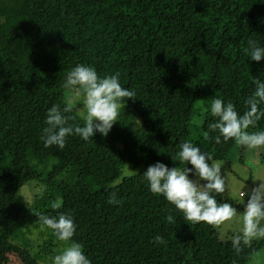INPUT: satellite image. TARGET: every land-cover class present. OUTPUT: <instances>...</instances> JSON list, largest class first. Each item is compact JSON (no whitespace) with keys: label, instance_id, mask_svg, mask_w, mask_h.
Masks as SVG:
<instances>
[{"label":"trees","instance_id":"trees-1","mask_svg":"<svg viewBox=\"0 0 264 264\" xmlns=\"http://www.w3.org/2000/svg\"><path fill=\"white\" fill-rule=\"evenodd\" d=\"M249 39L264 47V0H0V236L38 231V216H56L51 203L61 199L59 211L77 225L72 240L91 264H247L264 239L236 254L231 237L206 223L188 224L153 195L143 173L157 162L178 165L172 157L191 140L201 102V151L213 162L228 158L235 142L215 143L210 105L220 98L242 114L255 80L264 82V58L245 52ZM80 64L101 77L119 72L136 99L125 101L106 137L73 135L63 149L45 148L47 111L63 106L67 74ZM68 115L83 126L77 106ZM256 130H264V118ZM128 164L139 170L124 174ZM28 182L36 189L32 199L20 194ZM113 194L122 203L110 204ZM156 235L167 244H154ZM5 242L3 252L40 264L28 249Z\"/></svg>","mask_w":264,"mask_h":264},{"label":"clouds","instance_id":"clouds-1","mask_svg":"<svg viewBox=\"0 0 264 264\" xmlns=\"http://www.w3.org/2000/svg\"><path fill=\"white\" fill-rule=\"evenodd\" d=\"M245 52L251 60L261 61L264 58V47L252 39L247 41ZM255 91L246 99V110L241 114L236 106L220 98H214L210 105L214 120L208 124L211 132H218L215 143L233 140L236 145L248 150L264 148V130H256L258 122L264 118V82L255 80ZM64 88L69 90L64 104H55L46 114V127L42 130L41 139L44 147L58 146L63 149L69 136H79L88 141L98 132L106 137L114 124L119 121L122 108L129 99L135 101L136 92L120 84V73L101 77L92 66L77 65L68 72ZM82 102L83 126L70 124L76 117L68 115L75 110L77 102ZM207 111V109H206ZM208 139V133H205ZM178 165L169 168L157 162L150 165L143 173V178L155 196H163L170 204L183 213L188 224L206 223L213 228L224 231L232 223H238L240 228L232 235L231 244L236 254L244 248L251 247L253 241L264 239V179L247 193L240 196L247 200L243 211H239L230 203H218L216 194H223L227 189V177L222 175V164L213 162V157L201 151L190 141L180 145V150L172 157ZM211 162V163H210ZM183 165V166H180ZM191 165V167H188ZM194 175V179L190 178ZM110 204H120L115 194L110 196ZM63 201L51 203L56 216L40 214L38 220L43 228L51 230L61 242L67 244L62 251L52 258V264H91L85 256L80 243L72 240L77 225L70 213L60 212ZM168 223H174L172 215L166 217ZM156 245L167 244L160 235L153 238Z\"/></svg>","mask_w":264,"mask_h":264},{"label":"rangeland","instance_id":"rangeland-1","mask_svg":"<svg viewBox=\"0 0 264 264\" xmlns=\"http://www.w3.org/2000/svg\"><path fill=\"white\" fill-rule=\"evenodd\" d=\"M78 113L83 116V107L82 102H77ZM203 108L202 102L198 104L195 108V113L193 116V132L190 142L195 146H198L201 150H205V143L199 140L197 137V125H200L203 121ZM199 141L201 145L199 144ZM182 144V143H181ZM180 144V145H181ZM179 145V146H180ZM241 148V149H238ZM8 155L3 157L6 160ZM3 160V161H4ZM222 164V175L227 177V189L224 194L227 197L236 199L239 203H245L247 196L244 199L240 196V192H248L256 184H259L260 181H254L253 178L264 179V148L256 150H248L246 148L234 145L228 154L227 159L214 160ZM139 169L132 165H127L124 168V174L136 173ZM190 178H195L194 175L190 174ZM35 187H33L32 182L26 183L20 190V194L25 199H32L35 194ZM239 211L243 209L238 208ZM240 228L238 223H232L226 227L222 232L218 230L220 237L228 238ZM38 231H34L29 236L15 237L11 239L9 236H4L1 234L0 240L2 245H5V240L8 243H13L21 248H25L30 251L29 254L35 255L38 258L40 264H52V258L59 254L64 247L67 246L66 243L59 241L51 232V230L43 228L42 226L38 227ZM43 233L45 238L40 234ZM8 237L3 240V238ZM0 247V264H25L24 259L19 255V253H5L1 250ZM50 249L52 251H50ZM28 253V251H27ZM247 264H264V249L256 252L248 261Z\"/></svg>","mask_w":264,"mask_h":264}]
</instances>
